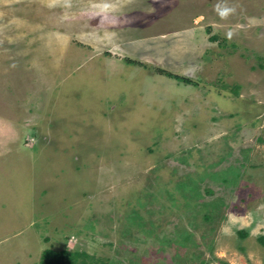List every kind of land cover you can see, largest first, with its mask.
<instances>
[{"label":"rangeland","instance_id":"374dc122","mask_svg":"<svg viewBox=\"0 0 264 264\" xmlns=\"http://www.w3.org/2000/svg\"><path fill=\"white\" fill-rule=\"evenodd\" d=\"M260 237L264 0H0V264H264Z\"/></svg>","mask_w":264,"mask_h":264},{"label":"trees","instance_id":"16d2710c","mask_svg":"<svg viewBox=\"0 0 264 264\" xmlns=\"http://www.w3.org/2000/svg\"><path fill=\"white\" fill-rule=\"evenodd\" d=\"M156 71L158 72L159 75L162 74L168 78L175 79L176 81L182 82L184 84H191V81L184 79L178 75H173L171 73L165 72V71L160 70V69H157ZM259 141H262V140L259 139ZM203 219L205 221L208 220L209 215L205 214ZM188 235L189 234H185L184 237H187ZM239 236L244 238L246 236V233L241 231V232H239ZM182 239L184 241H188V239H186V238H182ZM164 242H165V239H164ZM259 242L262 245H264V238L260 237ZM47 251H49V252H47ZM45 252L49 253V255L46 256ZM44 253H45V255H44V257H42L41 264H124L119 259H112L109 261L101 260V259H94L93 257H88L83 251H79L77 249H75L73 251H70L68 249H63V250L58 251V252H56V251L52 252V250H45ZM159 253H161L160 250H159ZM201 256L202 255L200 254L199 257L201 258ZM50 259L53 260V263L51 262ZM86 259H89V260L87 261ZM128 264H136V263H134V261L133 262L129 261ZM161 264H163V263H161ZM200 264H206V263H204L202 260L200 262Z\"/></svg>","mask_w":264,"mask_h":264}]
</instances>
